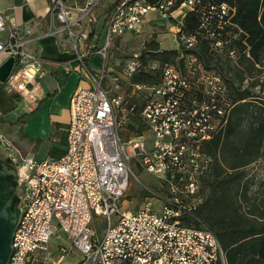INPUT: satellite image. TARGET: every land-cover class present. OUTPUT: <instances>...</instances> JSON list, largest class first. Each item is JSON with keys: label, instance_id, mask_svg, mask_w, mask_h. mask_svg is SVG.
I'll use <instances>...</instances> for the list:
<instances>
[{"label": "built area", "instance_id": "obj_1", "mask_svg": "<svg viewBox=\"0 0 264 264\" xmlns=\"http://www.w3.org/2000/svg\"><path fill=\"white\" fill-rule=\"evenodd\" d=\"M49 1V34L73 53L82 84L70 99L62 156L37 160L0 131L20 163L23 206L9 264H48L51 240L59 233L71 242L59 251H80L78 264H225L217 235L195 212L204 202L202 178L212 164L205 146L224 128L233 105L225 76L196 51L206 41L210 52L234 56L232 39L243 33L234 21L236 7L203 0H113L99 22L95 11L106 0ZM190 12L198 15L191 32L184 28ZM170 20L185 49L176 61L146 65L132 57L114 69L109 59L118 41ZM228 27L236 34L229 35ZM6 31L0 10V55L13 65L7 86L16 89L22 76V91L43 74V63L20 32L2 36ZM94 56L100 65L92 64ZM153 72L157 83L132 81ZM130 86L131 96L143 92L140 110L129 103ZM138 110L145 129L126 139L123 126ZM135 170L156 178L158 189ZM132 177L147 193L139 209L124 205Z\"/></svg>", "mask_w": 264, "mask_h": 264}, {"label": "trees", "instance_id": "obj_2", "mask_svg": "<svg viewBox=\"0 0 264 264\" xmlns=\"http://www.w3.org/2000/svg\"><path fill=\"white\" fill-rule=\"evenodd\" d=\"M203 2L205 5L225 2L236 7L234 21L247 37L250 56L254 63L261 62L264 57V0H203ZM197 24V13L190 12L185 19L184 28L191 32ZM230 28L234 27H228L226 31ZM200 47L201 51H196V54L201 59L207 51L216 54L209 51L206 41H203ZM160 55L162 60L167 61L171 56L177 57L179 52L164 50L160 51ZM226 81L233 106L226 125L212 136L205 150L215 162L213 172H210L212 178L209 186L212 189L221 188L222 196H229L231 190L235 193L231 196L230 213L220 217L213 216L209 211L205 213L204 202L195 213L217 235L224 250L225 264H264V179L254 190L255 183L244 181L245 174L240 171L241 167L252 161L264 158V96L254 94L252 90L254 83L243 89L241 86L230 85L227 78ZM137 82L157 83L159 76L156 78L148 73L142 74ZM6 84L7 82L0 85L2 114L14 111L23 97L19 91L7 89ZM28 114L30 113H24L20 117L23 138L25 117ZM53 134L60 138L62 147L52 146L50 156L60 157L65 152L66 133L57 127ZM208 172L204 174L202 184ZM199 210L210 225L199 215Z\"/></svg>", "mask_w": 264, "mask_h": 264}, {"label": "rangeland", "instance_id": "obj_3", "mask_svg": "<svg viewBox=\"0 0 264 264\" xmlns=\"http://www.w3.org/2000/svg\"><path fill=\"white\" fill-rule=\"evenodd\" d=\"M176 29L177 26H174V21L170 20L166 22V25H153L145 32L137 36L127 35L122 41H118L115 44L110 53L109 60L114 65V69H120L121 65H123L129 58L132 57L140 58L141 61L146 65L151 64L154 61L165 62L166 60H162L161 58L160 51L177 50L179 54L185 52L183 45H178L175 40V33L177 31ZM236 32V28L229 29V35L231 36L235 35ZM2 36H6V33L2 34ZM231 45L235 50L233 57H228L226 54H210L207 51L202 61L205 62L207 66L221 72L229 80L230 85L234 84L235 86H241L243 89H245L254 83L255 86L252 88L254 94L258 95L259 97L264 96V88H262L264 83V57L262 58L261 62L254 63V60L250 56L247 37H245L243 33L238 34L237 38L232 39ZM197 51L199 52L201 49ZM176 59L177 57L171 56L167 61L174 62ZM141 75L142 74L135 75L132 81L137 82L138 77ZM151 75L156 78L159 76V74L156 72H153ZM22 79L23 77L21 76L19 81L15 83L16 89L14 88V90L19 91L18 84L22 81ZM6 85H9V81H7ZM19 92L24 97L23 93H25L26 90L23 89ZM142 93L143 92L140 91L139 95L131 96L132 87L130 86L127 88L129 103H137L139 110L146 102ZM29 97L30 94H27L26 99L29 100ZM16 109L7 114H2L0 112V131L9 140L17 143L24 152H31V154H33L37 160H42L48 157L50 155L52 141L49 138H46L41 140L40 143L31 145L26 144L22 140V123L20 121V117L24 113ZM139 110L135 114L131 115L130 119H128V121L123 126L122 136L126 139L133 135V132L140 133V130L145 129L141 117L139 116ZM56 145L62 147V145L55 143V146ZM214 164L215 162L212 159L211 169L206 174L205 180H203V184L201 186V194L204 198L203 210L205 213H208L209 211L213 216L220 217L230 213L229 205L232 200L231 196H233L235 192L231 190L228 193L229 196L226 197L222 196L220 193L222 190L221 188L212 189L209 186L212 178L210 174L213 172L212 167L214 168ZM240 171H243L245 174L244 181H249L250 184L255 183L253 189L256 190L259 185L258 183L264 179V158L261 157L252 161L251 163L241 167ZM135 172L139 175V178L143 183L149 185L155 190L158 189V181L156 178L144 171L135 170ZM242 190L243 188L240 190V194L242 193ZM146 197L147 193L143 190L141 183L132 177L130 189L128 190L124 199L127 207L130 209H139L146 201ZM199 215L210 225L205 216L200 214V210ZM59 234H61L60 237L55 235L51 240V244L49 246L50 254L47 263L78 264L82 257L80 251L76 249H73L69 253H62L59 251L60 245H64L67 248L71 247V242L67 239L66 235L63 233Z\"/></svg>", "mask_w": 264, "mask_h": 264}, {"label": "crops", "instance_id": "obj_4", "mask_svg": "<svg viewBox=\"0 0 264 264\" xmlns=\"http://www.w3.org/2000/svg\"><path fill=\"white\" fill-rule=\"evenodd\" d=\"M112 2L106 0L95 11L99 22L107 17ZM49 8V0H0V10L7 18L6 34L10 30L20 32L27 40L28 50L36 53L43 63V74L26 86L23 100L16 109L30 113L25 117V138L22 137L29 145L46 138L52 141V146L60 144V138L53 136V132L58 127L66 133L71 118L70 99L82 84L75 70L73 53L63 50L56 37L49 34ZM91 62L100 65L101 58L94 56ZM12 71L10 59L0 55V85L10 80ZM27 94H30L29 100L26 99ZM124 205L127 207L125 201Z\"/></svg>", "mask_w": 264, "mask_h": 264}, {"label": "water", "instance_id": "obj_5", "mask_svg": "<svg viewBox=\"0 0 264 264\" xmlns=\"http://www.w3.org/2000/svg\"><path fill=\"white\" fill-rule=\"evenodd\" d=\"M19 167L13 151L0 139V264H9L14 234L23 209L19 194Z\"/></svg>", "mask_w": 264, "mask_h": 264}, {"label": "bare ground", "instance_id": "obj_6", "mask_svg": "<svg viewBox=\"0 0 264 264\" xmlns=\"http://www.w3.org/2000/svg\"><path fill=\"white\" fill-rule=\"evenodd\" d=\"M32 71V73H34V71L33 70H31Z\"/></svg>", "mask_w": 264, "mask_h": 264}]
</instances>
